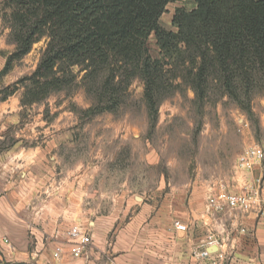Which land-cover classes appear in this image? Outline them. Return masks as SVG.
<instances>
[{"label": "trees", "instance_id": "16d2710c", "mask_svg": "<svg viewBox=\"0 0 264 264\" xmlns=\"http://www.w3.org/2000/svg\"><path fill=\"white\" fill-rule=\"evenodd\" d=\"M173 1L0 0L14 46L0 77L46 40L35 69L2 88L0 101L20 92L26 108L80 87L90 101L82 114L91 119L115 114L139 82L151 121L164 100L186 88L198 110L226 98L249 111L264 94V0H193V9H176L172 31L159 18ZM151 34L158 58L147 47Z\"/></svg>", "mask_w": 264, "mask_h": 264}, {"label": "rangeland", "instance_id": "374dc122", "mask_svg": "<svg viewBox=\"0 0 264 264\" xmlns=\"http://www.w3.org/2000/svg\"><path fill=\"white\" fill-rule=\"evenodd\" d=\"M194 7L193 0L168 3L159 25L174 31L176 9ZM45 42L43 38L35 43L7 76L0 77V90L35 69ZM147 47L153 58L159 57L154 34ZM142 92V85L134 82L115 114L105 112L88 119L82 110L90 101L78 87L69 95L54 94L22 108L19 116L23 129L44 128L45 144L54 147L60 158L62 182L75 177L79 181L86 174L93 191L109 199L124 197L167 211L172 207L174 213L200 211L211 194L223 187L233 189L236 178L242 182L235 168L237 156L246 147L264 144V94L253 98L247 112L226 98L198 110L190 89L176 90L151 121ZM19 97L20 92L8 99Z\"/></svg>", "mask_w": 264, "mask_h": 264}, {"label": "crops", "instance_id": "0c3cea01", "mask_svg": "<svg viewBox=\"0 0 264 264\" xmlns=\"http://www.w3.org/2000/svg\"><path fill=\"white\" fill-rule=\"evenodd\" d=\"M8 35L0 18V71L13 51ZM21 110L20 97L0 101V264H200L194 253L212 232L226 237L230 264H264V227L254 212L213 214L205 203L200 211L174 213L172 207L109 199L93 191L86 174L62 182L60 158L45 144L44 128L23 129ZM262 174L264 162L250 174L239 173L242 182L236 178L230 189L240 191ZM174 221L186 230H175ZM73 226L91 238L79 259L70 256L65 241ZM56 245L64 248L59 260L52 256Z\"/></svg>", "mask_w": 264, "mask_h": 264}, {"label": "built area", "instance_id": "2783aa9c", "mask_svg": "<svg viewBox=\"0 0 264 264\" xmlns=\"http://www.w3.org/2000/svg\"><path fill=\"white\" fill-rule=\"evenodd\" d=\"M264 161V144L246 147L236 159L235 168L240 173L250 174L254 168ZM264 174L252 177L245 182L242 190L233 191L230 187H223L220 191L211 194L206 200L207 211L213 214H223L229 211L241 213L254 212L264 227V199L262 195ZM175 230L185 231L186 226L179 221L173 222ZM245 233V228L240 229ZM65 241L69 243V254L73 259L83 256L86 247L91 243L87 233L81 231L78 226L71 227L65 232ZM64 252L62 245H56L52 256L59 260ZM194 257L200 264H230L233 253L230 251L225 236L210 233L202 241L194 253ZM246 264H256L249 261Z\"/></svg>", "mask_w": 264, "mask_h": 264}]
</instances>
